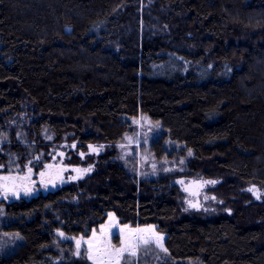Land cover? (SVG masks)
I'll use <instances>...</instances> for the list:
<instances>
[{"label": "trees", "instance_id": "1", "mask_svg": "<svg viewBox=\"0 0 264 264\" xmlns=\"http://www.w3.org/2000/svg\"><path fill=\"white\" fill-rule=\"evenodd\" d=\"M140 116L181 171L120 161ZM0 142L4 175L38 173L58 145L105 147L82 181L0 200V264H92L56 233L89 237L109 212L157 225L171 264H264V203L246 198L264 188V0H0ZM187 176L218 183L219 215H180Z\"/></svg>", "mask_w": 264, "mask_h": 264}, {"label": "rangeland", "instance_id": "2", "mask_svg": "<svg viewBox=\"0 0 264 264\" xmlns=\"http://www.w3.org/2000/svg\"><path fill=\"white\" fill-rule=\"evenodd\" d=\"M161 127L146 116H140L132 122V129L125 140L119 145V158L129 172L142 179H154L161 174V169L167 174H172L183 169V161L166 163L156 160L150 151L151 141L159 135ZM1 145V142H0ZM102 145H91L87 152L77 148V144H62L51 150L48 162L38 173L29 168L23 175L0 173V200L12 202L19 198L31 199L40 194L54 192L70 184L85 179L94 170V163H89V157L98 156L104 152ZM77 158L79 162L73 161ZM81 160V161H80ZM87 160V161H85ZM84 162L83 164H81ZM7 177V179H4ZM203 177H178L173 181L180 192L178 206L180 215L208 218L219 215L223 211L224 202L215 195L218 183ZM252 189V191H249ZM246 198L253 199L254 203H264V188L250 185L246 188ZM259 197V198H257ZM249 200V201H250ZM252 201V200H251ZM249 202V206L250 207ZM4 223V220H0ZM110 226V227H106ZM145 229L144 235L150 237L149 244L136 241L138 244L137 255L129 256L127 252L120 255L119 264H171L165 255L166 234L159 233L157 225L132 226L121 224L115 213L109 212L106 220L98 225L89 237H72L58 231L56 236L62 241L73 244L76 256H84L92 264H117L113 248H120L121 241L130 236V230ZM103 230V231H102ZM163 237L156 243L157 237ZM79 242V248L77 247ZM89 243L93 245L89 249ZM163 245V248L160 245ZM106 250V251H105ZM89 252L94 259H89ZM107 253H112L111 258ZM188 264H200L198 261Z\"/></svg>", "mask_w": 264, "mask_h": 264}, {"label": "snow or ice", "instance_id": "3", "mask_svg": "<svg viewBox=\"0 0 264 264\" xmlns=\"http://www.w3.org/2000/svg\"><path fill=\"white\" fill-rule=\"evenodd\" d=\"M189 155H191V152L189 153ZM4 179H7V177H5ZM209 183H215V181H210ZM249 191H252V189H249ZM257 198H259V197H257ZM106 227H110V226H106ZM146 231L147 230H145V229L130 230V233H135L136 235L130 236V238L122 240L121 241L122 246L120 248H113L112 249V253H114L116 255L117 264H119L120 255L122 253L127 252L129 256H133V257L137 255L138 244L135 243L136 241L142 242L145 245L149 244L151 238L144 235V233ZM162 239H163V237L158 236L156 238V243H159L160 240H162ZM160 246L163 248L162 244ZM77 247L79 248V242H77ZM92 247H93V245L91 243H89V249H91ZM163 250L165 252L167 251V249H163ZM112 253H107L109 255V259L111 258ZM87 258L94 259V257L91 255L90 252H89ZM128 264H131V262L129 261Z\"/></svg>", "mask_w": 264, "mask_h": 264}]
</instances>
